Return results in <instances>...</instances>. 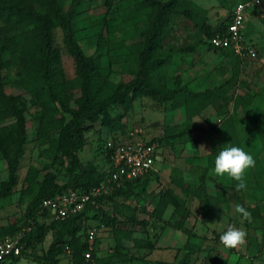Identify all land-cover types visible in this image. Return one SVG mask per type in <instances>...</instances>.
<instances>
[{"label":"rangeland","instance_id":"rangeland-1","mask_svg":"<svg viewBox=\"0 0 264 264\" xmlns=\"http://www.w3.org/2000/svg\"><path fill=\"white\" fill-rule=\"evenodd\" d=\"M57 1L63 12L68 13L75 0ZM145 1H76L77 41L85 54L103 67L109 89L135 77L144 33L153 13ZM237 1L181 0L180 8L193 11L194 21L185 16L174 17L168 26L167 38L157 51L161 58L170 57L167 64L158 68L167 76L168 89L176 87L177 77L181 85L187 84L193 91L230 81L222 99L189 116L183 106L174 107L172 101L161 103L137 94L128 107L113 105L95 121L88 120L84 145L75 154L62 143L60 130H53L51 141L43 143L45 137L40 134L46 111L43 101L24 86L17 85L19 76L16 65L12 64V55L0 52L3 89L7 95L19 96L26 106V139L16 168L17 183L12 192L0 200V240L27 226L25 212L41 189L69 185L74 180L80 185L92 183V187H100L109 169L105 151L116 143L135 138L155 139L160 143L157 160L160 174L153 173L147 180L127 183L119 191L105 193L98 206L87 207L76 221L71 217L51 223L39 219L44 228L42 236L30 237L18 264H48V251L53 245L58 264H71L73 250L86 241L90 227L97 228L94 250L98 258L112 257L114 264H180L190 235L194 250L189 264H264V168L260 163L262 146L255 133L264 112V18L246 17L244 35L253 53L242 58L230 50L213 49L205 34L207 30L212 33L224 29L232 5ZM39 4L37 9L43 10ZM1 25H5L2 20ZM27 28L24 23L21 28L0 35V43L5 38L17 40ZM53 41L54 78L66 90L72 111L78 107L75 99L81 95L75 60L59 26L53 28ZM191 47L194 50H187ZM145 65L148 68L150 62ZM104 98L106 94L98 96V99ZM95 106L93 104L96 113ZM58 107L61 114L56 115L68 121L71 114ZM13 122L1 119L0 127ZM181 131L187 133L176 136ZM234 135L254 156L256 166L247 172V188L240 192L235 190L236 182L226 175L208 180V188L214 187L215 191L225 187L224 203L213 209L201 203V198L190 189H184L182 183L187 177L192 179L191 185H198L203 174L215 176V156ZM8 178L9 164L0 152V189ZM167 190L174 191L180 206L175 209L170 205L160 214L158 204ZM237 204L251 213L250 223L241 222L242 218L235 212ZM255 212L259 217H255ZM179 222L184 228H177ZM230 225L247 232L246 244L240 249H226L219 241V236ZM146 241L155 243L156 248L137 247V242Z\"/></svg>","mask_w":264,"mask_h":264},{"label":"trees","instance_id":"trees-1","mask_svg":"<svg viewBox=\"0 0 264 264\" xmlns=\"http://www.w3.org/2000/svg\"><path fill=\"white\" fill-rule=\"evenodd\" d=\"M38 1L44 3L43 6ZM76 1H74L72 9L68 13H65L57 0H0V20L5 23V25L0 26V35H7L9 32L21 28L24 23L29 27L20 33L17 40L1 39L0 52L7 51L12 55V64L16 65V72L19 76L18 82L16 81L17 85L24 86L33 96L43 101V106L46 110L41 120L40 134L45 137L43 143L51 141V132L53 130H60L62 143L68 147L71 154H75L84 145L85 124L88 120L95 121L97 116L104 114L110 106L127 105L137 94L149 96L161 103L172 101L174 107L183 106L189 116L199 113L225 96L230 81L203 91H193L187 84L181 85V79L177 77L175 80L176 87L168 89L166 86L168 82L166 74L158 71L161 65L169 62L170 57H167V59L166 57L161 58V54L158 56L157 51L160 50L163 40L169 34V30L167 29L170 27L172 19L178 16H185L193 22L195 18L193 11L180 8L181 0L145 1L147 6L152 7L153 13L150 14L149 27L144 33L135 77L128 82L118 83L112 89L108 88L109 83L106 80L107 75L104 77L105 70L103 67L93 57L87 56L77 41V30L74 23ZM37 4L43 10H38ZM57 26L63 30L64 41L69 53L75 60L76 73L80 83L81 95L75 99L78 107L72 111H70L68 106L69 101L66 90L60 87L54 78L56 51L53 41V28ZM218 32L211 33L207 30L205 34L210 38ZM187 50H194V48L191 47ZM158 58L161 59L157 60ZM146 62H150L148 68L145 65ZM1 68L2 65H0V71ZM105 94L107 96L106 99H98L99 95ZM93 104H96V113L94 112ZM58 105L71 114V118L68 121H65L63 116L58 117L56 115L60 113ZM25 110V101L20 99L19 96L7 95L0 81V120L15 121L10 125L0 127V152L9 164V178L0 189V200L7 197L17 183L16 168L22 151V145L26 139ZM186 133V131H181L176 136H184ZM255 133L261 143L264 158V112L258 119ZM152 141H155V139ZM229 143L233 146L242 147L241 141L236 135L225 142V144ZM105 154L106 162L109 164V174L112 168V148L107 149ZM75 158L77 159V157ZM263 158L260 159V163L264 168ZM143 179L134 181L139 182ZM210 179L216 180V176L208 177L206 174H203L198 185H191L183 181L182 186L184 189H190L193 195L199 196L201 203L213 209H218L224 203V198L226 197L225 187H220L216 191L213 190L214 187L208 188V180ZM92 186V183L80 185L74 180L69 185H52L48 189H41L25 212L27 226L33 222V228L23 239L25 243L24 248L28 245L30 237L34 235L42 236L44 228L38 219L42 215V202L44 199L58 196L69 188L84 192ZM121 189H115L112 193ZM170 205L175 209H178L180 206L179 198L174 194L173 190H167L162 194L158 204L160 214ZM78 216L79 214L71 218H74L76 221ZM255 217H259V214L256 212ZM177 228H184L181 222H179ZM185 232L188 234V231L185 230ZM190 236L183 247L185 253L180 264H189L190 262V253L194 250V246L190 243ZM137 247L154 250L156 244L151 241L137 242ZM88 248L89 243L86 234V241L81 243L79 248L77 247L73 250L71 264H93V262L98 264H114L112 257L98 258L96 250L92 251L93 260H87L85 252ZM20 257L11 259L10 264H17V260ZM47 260L48 264H58L57 252L54 245L48 251ZM155 264L168 263L156 262Z\"/></svg>","mask_w":264,"mask_h":264},{"label":"built area","instance_id":"built-area-1","mask_svg":"<svg viewBox=\"0 0 264 264\" xmlns=\"http://www.w3.org/2000/svg\"><path fill=\"white\" fill-rule=\"evenodd\" d=\"M254 13L257 19L264 18V0H241L237 2L223 31L208 38V44L215 50H230L237 57H245L253 50L245 40L244 28L248 13ZM112 148V168L100 187H91L80 192L69 188L66 192L42 202V215L47 223L65 220L76 216L89 206H98L100 197L105 193L123 188L128 182L145 178L155 171L160 152L157 141H143L140 138L127 139L116 143ZM38 219V220H39ZM33 222L19 232L0 240V264H10L11 259L21 256L26 234L33 228ZM97 228L90 227L87 232L89 248L85 258L92 261L95 249Z\"/></svg>","mask_w":264,"mask_h":264},{"label":"clouds","instance_id":"clouds-1","mask_svg":"<svg viewBox=\"0 0 264 264\" xmlns=\"http://www.w3.org/2000/svg\"><path fill=\"white\" fill-rule=\"evenodd\" d=\"M258 2V0H257ZM216 123V122H214ZM256 166L253 155L243 147L224 144L215 156L213 174L217 177L225 175L234 180L235 190L247 188L246 174ZM235 212L242 218L241 222H251V213L242 205L235 206ZM247 232L235 225H230L220 236L219 241L226 249H240L246 244Z\"/></svg>","mask_w":264,"mask_h":264},{"label":"crops","instance_id":"crops-1","mask_svg":"<svg viewBox=\"0 0 264 264\" xmlns=\"http://www.w3.org/2000/svg\"><path fill=\"white\" fill-rule=\"evenodd\" d=\"M239 1H241V0H238L237 2H239ZM237 2H234V3H233L232 8H231V12H230V13H232V9H233L234 5H235ZM247 16H250L251 18H252V16H253L254 19H257L254 13H250V12H249V13L247 14ZM247 16H246V17H247ZM229 19H230V18H229ZM228 21H229V20H228ZM228 21H227V23H228ZM227 23H226V24H227ZM225 26H226V25H225ZM224 28H225V27H224ZM244 29H245V28H244ZM244 36H245V35H244ZM160 169H161V167H159V161H156V164H155V171H153L149 176L145 177V178H144L143 180H141V181L147 180V178L149 179L153 173H158ZM164 169H165V168H164ZM158 174H160V173H158ZM184 180H185V181H184L185 183H189V184H190V183L192 182V181H191V180H192L191 178H187V177H186ZM17 264H18V263H17ZM19 264H23V263H22V262H21V263L19 262Z\"/></svg>","mask_w":264,"mask_h":264}]
</instances>
